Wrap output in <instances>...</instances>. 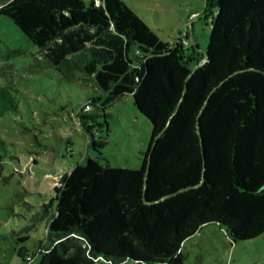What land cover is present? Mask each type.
<instances>
[{"label":"trees","instance_id":"obj_1","mask_svg":"<svg viewBox=\"0 0 264 264\" xmlns=\"http://www.w3.org/2000/svg\"><path fill=\"white\" fill-rule=\"evenodd\" d=\"M207 5L211 33L200 52H187L188 33L160 41L123 0L0 5L37 46L36 68L87 79L98 93L78 112L90 122L85 163L65 176L55 212L33 213L21 240L47 219L45 243L31 254L20 246L22 264H185L184 243L210 225L231 243L264 233V0ZM23 53L0 49L7 59ZM14 91L0 86V117L18 112ZM123 95L151 126L137 169L102 157L105 142L91 129L101 114L85 113Z\"/></svg>","mask_w":264,"mask_h":264},{"label":"rangeland","instance_id":"obj_2","mask_svg":"<svg viewBox=\"0 0 264 264\" xmlns=\"http://www.w3.org/2000/svg\"><path fill=\"white\" fill-rule=\"evenodd\" d=\"M7 1L0 0V5ZM123 1L160 41L177 44L188 33L187 52L191 46L196 52L207 48L214 12L208 0ZM18 48L24 53L0 57V86L12 85L19 101L18 112L0 117V264H22L16 252L20 246L31 254L45 243L47 219L36 223L27 239L21 238L33 224V213L43 206L55 212L56 191L65 176L85 163L90 122L82 121L78 112L98 94L93 82H84L87 79L65 82L52 67L36 68L37 46L0 15V49L5 53ZM100 108L85 113L101 114L91 129L96 141L105 142L99 149L102 157L113 167L139 168L151 136L148 119L131 95ZM183 253L185 264H264V233L231 243L210 225L184 243Z\"/></svg>","mask_w":264,"mask_h":264}]
</instances>
